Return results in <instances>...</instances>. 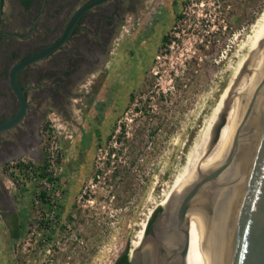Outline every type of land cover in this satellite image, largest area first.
Instances as JSON below:
<instances>
[{
  "label": "rangeland",
  "instance_id": "obj_1",
  "mask_svg": "<svg viewBox=\"0 0 264 264\" xmlns=\"http://www.w3.org/2000/svg\"><path fill=\"white\" fill-rule=\"evenodd\" d=\"M82 1L1 0L0 119L16 107L7 81L10 65L58 33ZM127 4L120 0L122 16L103 66L69 79L68 96L61 94L55 102L44 96L43 88L31 87L44 78L32 75L24 83L30 103L25 116L0 132V264H111L125 244L132 246L129 241L151 210L166 200L173 180L199 146L217 99L247 49L246 36L264 0H174L168 20L157 25L153 52L141 59L140 78L126 46L134 29L146 26L147 12L143 6L129 12ZM60 53L57 66L65 58ZM51 58L30 68H42ZM85 97L96 99L98 119L82 103ZM76 105H84L87 112L77 113ZM80 118L95 146L87 171L77 179L65 162L74 153ZM28 127L38 132V140L31 139ZM46 127L60 149V169L49 189L52 205L40 198L34 202L38 181L30 179L23 165L15 169L10 163L23 157L41 165L40 129ZM50 208L96 212L98 236L92 252L77 235L69 239L76 244L63 243L58 215L50 216L47 231L36 223L44 216L40 210ZM16 214L22 221L17 239L11 241L7 227Z\"/></svg>",
  "mask_w": 264,
  "mask_h": 264
},
{
  "label": "water",
  "instance_id": "obj_2",
  "mask_svg": "<svg viewBox=\"0 0 264 264\" xmlns=\"http://www.w3.org/2000/svg\"><path fill=\"white\" fill-rule=\"evenodd\" d=\"M104 1L82 2L54 41L10 65L17 105L0 131L25 113L18 71L61 46L80 15ZM128 264H264V17L217 99L183 187L158 203Z\"/></svg>",
  "mask_w": 264,
  "mask_h": 264
},
{
  "label": "flooded vegetation",
  "instance_id": "obj_3",
  "mask_svg": "<svg viewBox=\"0 0 264 264\" xmlns=\"http://www.w3.org/2000/svg\"><path fill=\"white\" fill-rule=\"evenodd\" d=\"M84 1L86 0H83L82 2ZM113 2L115 1L106 0L102 3H99L87 9L84 13H82L80 17L77 19L76 24L73 26L68 37L62 43V45L52 50L49 54L46 55L48 57L52 56L51 58L52 60L48 61L47 64L42 65V68H37V67L32 69L30 68L31 65H34L36 61L40 60L38 59L36 61H33L25 65L18 71V80L22 85V87H24L26 94L27 105H26L25 113L27 112V108L30 106V103L24 83L26 81H29L32 75L35 78H39L43 76L45 78L46 77L49 78L48 83L43 87V91H44L43 93L44 96L48 97L51 101L55 102L57 101L59 95L67 94V88H68L67 86L69 79L81 77L82 74L87 69L90 70L91 68H94L95 70H98L101 66H103L108 48L115 36L116 30L119 26V20L122 16L119 7L120 0H116L117 7H115ZM103 3H107V5L104 6ZM127 3H128L127 10L129 12L136 13V10L139 8V6L145 7L146 8L145 12H147L145 17V21H146L145 23H147L146 26L141 25L138 26L136 29H134V32L130 35L129 46H126L128 54H130V56L133 57V62H134L133 70H136V78L137 77L140 78V76L142 75L141 59L147 54L153 52V50L151 49V45L154 42L153 40L155 38L157 25L160 22H165L168 20L169 16L172 14V7L174 5V0H127ZM63 26L59 29L58 33H56L53 37L47 39V41H45L43 44H40L39 46L23 53L16 60H19L54 41L60 34V31L63 28ZM0 36H1V31H0ZM163 36L164 35L160 36V40H162ZM62 51L65 53V58L63 59L62 57L63 62H61V64L57 66L55 62L60 60L61 56H63L61 53H60L61 55L58 56V53ZM112 68H114V66ZM112 68L107 69L108 70L107 72L109 73L107 79H109L112 73ZM121 70L124 71V69ZM125 71L127 72L128 69ZM66 96H68V94ZM84 96H88V95H84ZM112 96H113V91L111 92L109 97ZM127 97H130L129 92L127 94ZM85 98L86 99H84L82 103L85 106L87 104L89 105V107L91 106V108L93 109V112L90 113L91 117H97L98 119L99 117L97 114L98 112L97 106L95 105L96 99L89 101L90 96L89 98L88 97ZM66 100L67 99H65V103ZM16 105H17V101H16ZM84 105L82 106L76 105L77 107L75 108H77L76 110L77 113L79 112L80 114H85L87 112V109L86 111H84L85 110ZM61 110L62 112L64 111L65 114L64 116H67L66 106H62ZM13 111L14 110H12L7 116L1 118L0 120L11 115ZM25 113L23 117L25 116ZM23 117L21 118V121ZM103 117L101 119H103ZM75 124L76 125L74 131L78 134V136L77 139L76 140L74 139V142L72 143L74 153L69 158L68 157L66 158L65 168L67 171L69 168V172L71 171V169L72 170L74 169L76 178L78 179L81 178L82 175L87 171V168L92 159L95 143L94 141L91 140L89 134H87L88 133L87 130L82 127L81 118L79 121L75 122ZM28 129H30V127H28ZM30 130L31 133L29 134H31L32 136L31 139H33L34 141L38 140L39 139L38 132L35 129L32 130V128ZM153 211L154 210H151L142 228L140 229L141 235L138 239L139 242L137 241L135 245H132L133 240L129 241V244H131L132 246H128V247L126 246L127 244H125L124 247L121 249V251L118 254H116L111 264H123L122 260L125 261V264H128L130 252L134 248V246L142 242L145 225ZM95 213L96 212L93 210H40V214H44V216L42 217V219H37L36 223L38 225H41L43 230L47 231V225L49 224L50 216H52L53 214H55V216L58 215L60 221L59 222V227L61 232L60 235L62 236L63 243L64 241H66L68 245H70L71 243L76 244V242H73L72 240L69 239L72 235L74 236V238H76L77 235L78 238H80L78 241L85 246H89L92 252L93 247L97 245V236H98V232H97L98 222ZM20 221H22V219L17 214L16 216L15 215L11 216V225H10L11 228L8 229L7 227L8 233H10V231H13L12 232L13 237L11 238V241L16 240L18 237L19 227L21 226ZM44 234L47 233L45 232ZM47 235L49 236V234ZM80 256L82 257V255Z\"/></svg>",
  "mask_w": 264,
  "mask_h": 264
},
{
  "label": "built area",
  "instance_id": "obj_4",
  "mask_svg": "<svg viewBox=\"0 0 264 264\" xmlns=\"http://www.w3.org/2000/svg\"><path fill=\"white\" fill-rule=\"evenodd\" d=\"M41 135L43 136L42 140V159H41V171L35 172L33 170V160L28 158L20 157L19 161H10V163H14L12 165L13 168L17 169V165L19 164L23 165L24 169L27 171V174L29 175L30 179L37 180L38 186L36 187L35 191L33 192V201L37 202L39 196V191H43V199L47 200L51 203L49 192L50 188H54L55 182H56V173L57 170L60 169V166L58 165L60 160V149L59 145L57 144L56 139H54V134L52 133V129L48 130V127L44 128V131L40 129ZM56 193V192H55ZM51 210V208H50Z\"/></svg>",
  "mask_w": 264,
  "mask_h": 264
},
{
  "label": "bare ground",
  "instance_id": "obj_5",
  "mask_svg": "<svg viewBox=\"0 0 264 264\" xmlns=\"http://www.w3.org/2000/svg\"><path fill=\"white\" fill-rule=\"evenodd\" d=\"M264 17V6L262 8V10L259 12V14L256 16L255 20L253 21V23L251 24V28H250V32L248 33V35L246 36V45L248 47L250 41L252 40L256 30L258 29L262 19ZM249 31V30H248ZM209 120V119H208ZM205 129V128H204ZM206 130V129H205ZM205 132V131H204ZM203 135V134H201ZM202 137V136H201ZM204 137V136H203ZM200 140V139H199ZM203 140V138H202ZM201 140V142H202ZM199 142V141H198ZM201 142L199 144V146H197V149L195 152H193V156L192 158L190 159L189 163H188V166H186L184 168V170L179 173L175 179L173 180L171 186H170V193L167 194L166 196V200H171L180 190L181 188L183 187L187 177L189 176L190 174V171H191V168L193 166V163L195 161V158H196V155L198 153V150L200 148V145H201ZM192 152V151H191ZM191 155V154H189ZM188 156V155H187ZM141 235V231L139 230L137 233H136V238L132 241V245H135L139 239ZM139 242V241H138Z\"/></svg>",
  "mask_w": 264,
  "mask_h": 264
},
{
  "label": "trees",
  "instance_id": "obj_6",
  "mask_svg": "<svg viewBox=\"0 0 264 264\" xmlns=\"http://www.w3.org/2000/svg\"><path fill=\"white\" fill-rule=\"evenodd\" d=\"M164 37H165V36H163L162 40L164 39ZM20 168H21V167H20ZM41 168H42V165H40V164H36V165H34L33 170L37 173V172H40V171H41ZM21 169H22V168H21ZM43 194H44L43 191H39L38 196H39V198H40V201H42V203H44ZM12 232H13V231H10V233H9L10 238L13 237ZM122 263L125 264V261L122 260Z\"/></svg>",
  "mask_w": 264,
  "mask_h": 264
},
{
  "label": "crops",
  "instance_id": "obj_7",
  "mask_svg": "<svg viewBox=\"0 0 264 264\" xmlns=\"http://www.w3.org/2000/svg\"><path fill=\"white\" fill-rule=\"evenodd\" d=\"M44 79H46V78L44 77L43 80L37 81L35 84H32L31 87H33L35 89H37L38 87L43 88L48 82V81L45 82ZM34 152H36V150Z\"/></svg>",
  "mask_w": 264,
  "mask_h": 264
}]
</instances>
